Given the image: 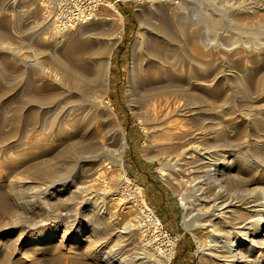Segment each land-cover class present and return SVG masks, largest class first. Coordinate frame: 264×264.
<instances>
[{
  "label": "bare ground",
  "instance_id": "6f19581e",
  "mask_svg": "<svg viewBox=\"0 0 264 264\" xmlns=\"http://www.w3.org/2000/svg\"><path fill=\"white\" fill-rule=\"evenodd\" d=\"M15 1L21 4L25 0H0V190L6 185L4 181L6 177H15L21 174V168L23 166L22 169H24L26 163L18 166L19 160L22 161L26 155L35 154L39 150L43 151L46 144L55 140L54 146L56 147H50L51 145L46 147V145L43 155L35 158L34 161H27V166L35 164L40 168L35 177L30 178L33 181L40 180V183L41 179H44L45 187L43 189L60 184L62 188L58 191L62 193L65 187L62 186V182L65 180H55V178L61 172L78 168L80 171L77 173V177L81 179L82 186L79 184L77 187L81 192H75L82 196V205L91 206L88 214L78 212V217L73 218L67 212L55 213L58 208H53L54 203L49 202L47 208L38 209L37 204H30L26 201L25 209L32 221L28 226V234L29 236L33 233L36 234L32 239H28L26 244L28 247H32L33 253L30 255H36L33 263H49V256L39 255L41 254L40 250L44 249L41 251L44 253L47 252L48 246H55L49 242V238L54 239L57 235V238H60L59 243H66L70 240L75 241L74 235L85 230L80 242L84 248L87 247V250L83 251L82 258L90 261V264H168L175 251L173 240H167L166 245L163 243L166 249L161 248L158 254V257L161 258L155 260L153 256L156 251L153 252L152 242L150 243V240L146 241V239L141 241L143 237L141 231L136 232L135 217L138 212L132 208L121 210L119 204L105 200L102 196L100 201L98 200L102 181L109 177V170L102 166L107 167L111 159H116L119 166H122L123 155L127 147V135L108 97L111 54L124 31L122 17L119 21L107 17L100 21L92 20L89 25H82L80 22L76 26L70 24L64 27L62 24L59 25L52 21L50 27L56 38L53 40L54 47L50 50L47 46L49 45L48 38L44 35L48 29L46 23L43 20L36 21V25L30 26L28 19H24L23 25L20 26V22L12 18L16 8ZM27 1L32 4L40 0ZM52 2L56 10L59 7L58 0ZM39 4L43 3L39 2ZM28 10L30 9L28 8ZM38 10L40 12V9ZM206 11L199 21L201 28L192 27L194 23L198 25V21L191 22V25L189 18L168 0H160L157 6L148 10L146 20L139 17V26L130 45V64L126 82L127 97L131 106L136 109L139 123L144 126L142 128L145 132L147 129L151 130L155 145L164 146L166 152L170 153H167L165 159L168 158V163H171L175 168L168 169L181 178H186L190 185L193 184L191 186L195 192L194 195L196 192L198 193L196 199L187 208V216L196 221L194 237L197 247L194 264H264V208H261L264 207V202H260L264 197L256 199L247 192L244 194V201L240 203V200L230 194H215V191L213 193L214 188L222 187L224 183H229L234 179L231 172L234 165L233 167L225 165L224 161L220 162L214 158L213 152L196 144L204 135L200 130V132H193L187 127L193 121L196 123L203 121L201 107L189 108V104L196 97L206 96L209 93V85L206 84L208 80L204 83L198 82L200 78L202 80V77L192 65L193 60L189 57L186 44L201 38L204 33L202 26L204 27L205 24H208L207 28H218L223 25L220 16L213 17L206 14ZM29 13H27L28 17ZM107 20L109 22L112 20L110 27L117 30L113 36L107 35L105 26ZM34 21L33 24H35ZM108 29L111 30V28ZM24 32L33 33L24 38ZM32 36L34 39L37 38L35 40L37 46L34 52H32L33 50L29 52L26 48L30 47L31 43L29 44L28 41ZM231 41L234 40L231 39ZM255 45L259 48L263 44L260 45L256 40ZM57 47H60L59 52L54 51ZM199 64L201 65V63ZM217 74L218 78L224 75L222 72H217ZM236 75L231 76L237 77ZM194 80H197L198 83ZM216 82L214 89L212 88L214 91L218 89ZM192 87H196L197 92H192ZM220 94H222V89ZM196 101L198 102L199 99ZM178 115L183 118H179ZM106 120L108 124L105 123ZM253 122H255L254 119ZM251 125L253 126V124ZM182 134L190 135L191 137L187 138L191 139L193 144L190 142V145L189 143L179 144L178 137ZM244 140L246 141V139ZM218 142L219 139L216 137L212 143L217 145ZM250 150L252 149L250 148ZM47 151L48 155H46ZM51 154L62 156L60 169L58 165L61 164V161H56L57 157L50 158ZM225 154L231 155L229 152H224L222 156L224 157ZM232 161L231 159L230 162ZM238 161H236V166ZM243 164L241 163V165ZM96 165L101 168L99 167L100 169L97 170ZM210 165L215 167L208 169ZM165 172L162 170L163 175ZM27 175L18 177V183L24 182ZM115 181L120 182L118 178ZM125 181L129 180L125 179ZM256 181L255 183H257ZM236 183L234 182V184ZM14 184L18 185L15 182ZM25 184L23 183L22 186ZM138 192L139 194L143 193L140 188ZM8 194V192L7 194L0 192V206L5 208L0 211L1 215L9 213L11 205L15 204L14 196L10 198ZM78 194L76 195L78 196ZM92 199L94 202L98 201L94 206L90 202ZM142 203L149 211L150 209L143 198ZM242 209L245 210L244 214L241 213ZM258 219L261 223L255 227L254 223ZM149 220L155 224L153 228L156 232L153 233L159 237L161 235L159 234V219L152 215ZM229 222L232 224L236 222V225L231 226ZM252 226L254 227L252 228ZM12 227L0 228L5 234L0 238V261L7 260L1 264L12 262L9 257L2 254L6 238L11 239L13 236ZM228 227L230 228L227 229ZM224 238L227 241L222 242ZM206 241L213 242L209 249L210 252L205 251ZM49 252L50 250L48 254ZM84 260L83 263L76 262L77 260L73 263L72 260L63 258V264H88L84 263Z\"/></svg>",
  "mask_w": 264,
  "mask_h": 264
},
{
  "label": "rangeland",
  "instance_id": "374dc122",
  "mask_svg": "<svg viewBox=\"0 0 264 264\" xmlns=\"http://www.w3.org/2000/svg\"><path fill=\"white\" fill-rule=\"evenodd\" d=\"M52 1L53 0H40L39 2H42L43 3L42 5L39 4V2H35V3L33 2L32 4H29L27 0L24 1L25 3L23 2L24 4L23 3L19 4L16 3L15 1L14 3L16 4L15 5L16 8L14 9V16L12 15V18L14 20L17 19V21L20 22V26L23 25L25 21L24 19H28L30 26L36 25L37 24L36 21L40 22L43 20L48 28L46 32H44V35L48 38L49 45L47 46L48 49L50 50L54 47L55 42L53 40H55L56 38L53 36L52 29L50 27L52 21H55V23L59 25L62 24V27H64L70 24L76 26V24L80 22L82 25H89L91 24L92 20L100 21L107 17L113 18L114 21L115 20L119 21V19L122 17L123 20L122 21L123 29H124L123 34L120 40H118L111 54L108 97L110 98L112 105L118 114L120 124L123 126V130L127 135V147L123 155L124 159L122 166H119V164L115 161L116 159L109 160L110 162L107 165V167L102 166L105 167L107 170H109L108 171L109 177L104 178L102 181L103 183L100 186V189L101 188L102 189L99 190L101 194L99 195L98 200L100 201V197L102 196V198H104L105 200H110L112 202L119 204L121 210L122 209L130 210L132 208L133 210H136L138 212L136 217L133 215V217H135L136 219V220L134 219L135 224L137 223L135 225L136 232L139 233L141 231L143 235L141 241H143V239H146V241L150 240V243L152 242L151 244H152L153 252L156 251L153 256L155 260L161 258L158 257V254L160 253V249L164 248L163 243L164 245H166L167 240H173L175 242V247H174L175 251L168 264H194L196 260V247H197V243L194 237V227L196 225V221L191 219L190 216H187V208L196 199L195 197L198 196V193L196 192V194L194 195L195 192L191 186L193 184L190 185L189 181H186V178H181V176L177 175L175 172L168 169V168L170 169L175 168V166H172L171 163H168L167 161L168 158L165 159L166 156L170 153L168 151L166 152L164 146L158 147L155 145L152 135L153 133L151 132V130L147 129V131L145 132V130L142 128L144 126L141 123H139L138 117L136 115L137 113L135 112L136 109H134L131 106L127 97L126 82H127V71L130 64L129 62L130 45L139 26V17L142 20L143 19L146 20L148 18L147 15L148 10L152 9L154 6H157L160 0L159 1L158 0H102V2L101 0H91V1L90 0L88 1L58 0L59 7H57L56 10H55V5L53 4ZM168 1L171 2L173 5H175L176 8L178 7V10L182 11L183 15L189 18L190 24L191 22L198 21L197 22L198 25L194 23L195 25L191 24L192 27L201 28V24L199 25V21L203 18L205 10H207L205 12L206 14H209L213 17L218 18L220 16L221 19L220 18L219 19L223 24V25L221 24L222 28L221 27L207 28L208 24H205L204 27L202 26V28H204V33H203L204 35L202 34L199 40L186 44V49L190 54L189 57L190 59L193 60L192 65L194 66L196 71L200 72L201 74L200 77H202V80L200 78V80L198 79L199 80L198 82L202 81L204 83L208 80L206 84L208 83L209 85L208 88L209 93L206 95L207 97L206 96L196 97L194 101L190 102L189 104V108L196 106L201 107L203 114V115L201 114L202 115L201 119L203 121L201 123L199 122L196 123L195 121H193L187 127L190 129V131L193 132L201 131V133L204 135V137L200 140V142H197L196 144H200L202 148L204 149L206 148L207 151L213 152V155L215 156L214 158L218 159L220 162L224 161L225 165H230V166L232 165V167L234 165L233 170H231L232 177L234 176L233 177L234 179L232 181L229 179L233 183L231 182L224 183L222 187L219 186L214 188L215 190L213 189V193L215 191V194L218 193L230 194L237 200H240V203L244 201L243 199L244 194L247 192L252 194L256 199L263 198L264 197V174H263L264 173L263 172L264 171V167H263L264 166V132H263L264 131V121H263L264 120V0H201V1L200 0H196V1L168 0ZM26 3L27 6H25ZM143 7L145 10L142 9ZM28 8L30 10H28ZM38 9H40V12ZM27 13H29V17L27 16L28 15ZM17 16L18 17L22 16V17L16 18ZM33 21L35 24H33ZM111 22L112 20H110V22L109 20L105 22L108 36H113L114 34H116L117 31V30L115 31V28L110 27ZM108 28H111V30H109ZM32 33L24 32L25 34L24 38L29 34L32 35ZM29 39L30 40L28 41V43L31 44L30 47L26 49L29 52H31L32 50H33L32 52H34V49H36L37 46L35 42L37 38L34 39L32 36V38L30 37ZM231 39H233L234 41H231ZM253 40L255 41L257 40L259 41L260 45L262 44L263 45L259 46L258 48V46L255 45V41L253 44ZM54 51L59 52L60 47H57ZM198 62L201 63V65ZM235 65L238 67H236ZM217 72H222L224 73V75L218 78ZM227 72L229 74H225ZM231 75H236L239 78L232 77ZM194 81L197 82V80ZM210 81L213 83H211ZM215 82L219 93L217 90L216 91L213 90L215 86ZM196 87L191 88L192 92H197L195 90L197 89ZM221 89H222V94H220ZM198 99L199 101L197 102L196 100ZM178 117L183 118L180 115H178ZM253 119L255 120V122H253ZM105 123L108 124V121L106 120ZM251 124H253V126ZM220 135L222 136L220 137ZM181 136L178 137L179 141L177 140L179 144L182 143L183 145L184 144L186 145L189 142L193 144L192 143L193 141H190L191 139L187 138L190 135L182 134ZM60 137L62 138V136ZM214 137L215 138L218 137L219 139L217 145H214V143H212L213 140H215ZM244 139H246V141ZM205 143H207L208 145ZM54 144H55V140L49 142L48 144H46L47 146L46 145L45 146L48 147L51 145L50 147H56L54 146ZM45 146L43 148V151L39 150L37 152L38 154L33 153L32 155L29 156L26 155L24 158L25 160L24 159L22 161L19 160L20 163H18V166L24 165V162L26 163L24 169H22L23 166L21 168V174H18L15 177H10V176L6 177L4 181L7 186L5 185V187L1 188L0 190L1 193H5V194H7L8 192L10 194V195L8 194V197L10 198H12L11 196H14V201H15V204L11 205V210L9 213H6L4 215L0 214L1 215L0 228H3L4 226L6 227L13 226L12 227L13 236L11 237V239L6 238L7 241L5 240L6 243L4 242V246L2 250L3 256H7L12 260L10 264L11 263L32 264L33 261H35L36 255L35 254L30 255V253H33L32 247H28V245H26L27 240L32 239L33 237H35L33 235H36L33 233L31 236H29L28 234V226L31 225L32 221L29 213L25 209L27 202L30 204L32 203L37 204L38 209L41 207L47 208L49 206L48 205L49 202L51 204L54 203L55 206L52 207L58 208V210H56L55 213H58L59 211L62 213L67 212L73 218L78 217L77 215L78 212L82 214H88L91 209L90 208L91 206H85L81 204L82 196L75 192V191L78 192L80 191V189L77 188L79 187V184L80 186H82L81 179L77 177L78 175L77 173L80 171L78 168L69 169L63 173L61 172L59 176L55 178V180H63V179L65 180L62 182V186H65L64 191L62 193L58 191V189L62 188L60 184H57V186L56 185L50 186L49 187L50 189L48 187L46 189H43L45 187L44 179H41V183H40V180L33 181V179L30 178V177H35L36 173H38L40 168L38 166H35V164L32 165L28 164L27 166V161H32V160L34 161L35 158L37 159L41 155H43L45 153V148H46ZM250 148L252 150H250ZM260 149H261V153H260ZM224 152H229L231 153L232 156L230 155L231 156L230 157L227 154H225L223 157L222 154H224ZM46 155H48V151L46 152ZM29 157L30 159L28 160ZM54 157H57L56 161H61V164L58 165L60 169L62 167V156L59 157V155L56 154L50 155V158H54ZM196 157L199 158L198 156ZM231 159L233 160L232 162H230ZM236 161L239 162L237 166H236L237 164ZM241 163L244 164L241 165ZM96 167L97 170L101 168V166L99 165H96ZM208 167H210L208 169H213L215 166L210 165ZM237 167L239 168L242 167V168H240L241 169L240 170L239 168L237 169ZM162 170L164 172L166 171L167 173L165 172V175H163ZM243 171L244 172L246 171L245 172L246 174ZM24 174H28L27 178H24V182L19 184L18 177L20 178ZM116 178H118L120 182H116L115 181ZM125 179L129 181L126 182ZM254 180L255 181L257 180L256 181L257 183H255ZM249 181L250 182L252 181L254 183L252 182L250 183ZM14 182L18 184L20 188L18 187V185H15ZM234 182L237 183L234 184ZM23 183H26L27 186L26 184L22 186ZM139 188L141 189V192H143L142 194H139L138 192ZM55 189L57 190V192ZM76 194H78V196ZM51 196H53L54 198H52ZM118 198L120 202H118L119 201ZM142 198L149 207L150 209L149 211L145 209L142 203ZM94 199L90 201L93 206L98 202V201L94 202ZM260 202H264V199L262 201L260 200ZM18 205L19 208H17ZM4 209L5 208H2L0 206V211ZM242 211L243 212L241 213L244 214L245 210L242 209ZM73 215H77V216H73ZM152 215L156 216L159 219V226H160L159 234H161L159 237L156 236L157 235L156 233H153L156 232L155 229L153 228L155 227V224L149 220ZM259 223H261V221L259 222L258 219L255 221L254 226L255 227L259 226ZM229 224L231 226L232 225L234 226L236 225V222H234V224L229 222ZM254 226H252V228ZM229 228L230 227H228L227 229ZM84 234H85V230L81 231L78 235H74L77 238L74 239L75 241L70 240L69 242L66 243L64 242L59 243L58 241L60 238H57L58 237L57 235L56 238L54 239L49 238L50 239L49 242L51 244H55V246L52 245L48 247L46 246L48 248L47 252L42 253L41 251L44 250L42 249L40 250L41 254L39 255L45 257L49 256L48 264H52V263L63 264L64 262L63 258H66L70 261L72 260L71 262L73 263H75V261L77 260L76 262L80 263L84 260V258H82L83 257L82 254L84 253L83 251L87 250V247L84 248L82 246V242H80L82 240V235ZM3 235L5 234H3L2 231L0 230V238H2ZM137 238L138 237L136 236V239ZM9 239L10 241H8ZM224 239L222 240V242L227 241L226 239L225 240ZM137 241L141 242L140 240ZM212 245L213 242L211 243L210 241H206L205 251L210 252L209 249L212 247ZM164 249H166V247ZM49 250L50 252L48 254ZM51 253L52 255L54 254L56 255L52 256ZM59 257H61L62 259ZM6 261L7 260H2L0 261V264L1 262H6ZM84 263L90 264L91 262L84 260Z\"/></svg>",
  "mask_w": 264,
  "mask_h": 264
}]
</instances>
